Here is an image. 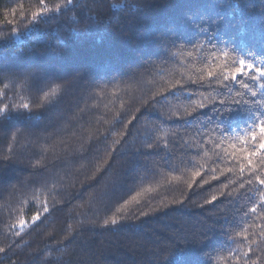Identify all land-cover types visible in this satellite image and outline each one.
Returning a JSON list of instances; mask_svg holds the SVG:
<instances>
[{"label":"trees","instance_id":"obj_1","mask_svg":"<svg viewBox=\"0 0 264 264\" xmlns=\"http://www.w3.org/2000/svg\"><path fill=\"white\" fill-rule=\"evenodd\" d=\"M238 60L264 0H0V264H264Z\"/></svg>","mask_w":264,"mask_h":264},{"label":"snow or ice","instance_id":"obj_2","mask_svg":"<svg viewBox=\"0 0 264 264\" xmlns=\"http://www.w3.org/2000/svg\"><path fill=\"white\" fill-rule=\"evenodd\" d=\"M40 3L43 5L44 0H40ZM37 14H33L35 17ZM226 55V54H225ZM238 67L235 68V72L232 73L230 77L235 79L237 74H244L243 69H249L252 72H255V75H252V80L258 82V86L260 89L264 90V67H257L255 64L246 62L244 60H238L237 61ZM243 87L245 89H248L251 92V95H255V90L249 89V86L247 84H244ZM24 108H27V105L23 106ZM4 108H0V111H3ZM256 127H259L260 129V135L258 136L256 131L254 130ZM250 137L254 141L252 144H248V140L245 139V144L247 145V148L245 151L247 152L246 159L248 161L247 168L251 172V175L256 177V180L261 184L264 185V175H260L259 171L261 169H264V159H258V158H264V119H261L259 121L258 125L253 126V130L250 132ZM245 169L243 165L241 166V171L243 172ZM243 187V185H241ZM217 198L214 196L213 200H216ZM35 220L36 217H33ZM107 223V221L105 222ZM115 223V221H113ZM5 251L3 248H0V252Z\"/></svg>","mask_w":264,"mask_h":264}]
</instances>
